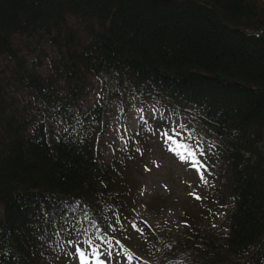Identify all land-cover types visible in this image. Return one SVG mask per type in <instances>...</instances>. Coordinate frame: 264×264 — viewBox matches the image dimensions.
I'll return each mask as SVG.
<instances>
[{
	"label": "trees",
	"instance_id": "trees-1",
	"mask_svg": "<svg viewBox=\"0 0 264 264\" xmlns=\"http://www.w3.org/2000/svg\"><path fill=\"white\" fill-rule=\"evenodd\" d=\"M197 1L212 10L193 0H0V264H70L67 241L87 249L97 236L122 263L264 264V41L232 28L261 30L264 0ZM103 76L178 119L144 121L110 163L106 110L86 103ZM172 128L175 143L160 135ZM156 143L198 144L208 168L206 205L186 211L177 239L134 213L137 173Z\"/></svg>",
	"mask_w": 264,
	"mask_h": 264
},
{
	"label": "rangeland",
	"instance_id": "rangeland-1",
	"mask_svg": "<svg viewBox=\"0 0 264 264\" xmlns=\"http://www.w3.org/2000/svg\"><path fill=\"white\" fill-rule=\"evenodd\" d=\"M18 43L23 46L24 40L20 39ZM125 93L127 92L119 91L113 78L103 76L92 81L86 95L88 106L99 102L106 110L105 134L100 151L108 163L113 161L118 150L144 121L178 120L150 104L141 106L133 96ZM178 151L181 150L169 151L168 146L160 143L153 146L145 165L137 173L139 186L135 188L134 211L137 220L145 221L159 231L168 232L175 239L183 236L191 225L186 211L197 210L206 205V202L197 200L195 196L203 198L209 186L208 173H205V183L195 168L179 158L176 154ZM207 225L212 226L213 223L208 220ZM122 258L121 254L114 257L112 264H129L125 257V262L122 263ZM70 264H79L76 255Z\"/></svg>",
	"mask_w": 264,
	"mask_h": 264
},
{
	"label": "snow or ice",
	"instance_id": "snow-or-ice-1",
	"mask_svg": "<svg viewBox=\"0 0 264 264\" xmlns=\"http://www.w3.org/2000/svg\"><path fill=\"white\" fill-rule=\"evenodd\" d=\"M143 118V117H142ZM147 123V121H145ZM179 128H184L183 125H180ZM75 130V129H73ZM65 132L68 131L67 127L64 129ZM169 131L174 133L176 136L180 135V131L178 128H172L166 131L161 132V137L166 139L168 142L174 141V136L169 134ZM199 147L198 144L192 145V144H177L176 148H169V151H176L177 148L183 149V151H178L176 154L179 156V158L184 161L186 164H190L191 167L195 168L196 171L199 173L200 179L207 183L205 180V173L208 171L207 165L204 164L203 161L199 159V156H203V151H200L197 153L196 149ZM139 151V150H137ZM194 195V193H193ZM197 200L201 199L200 196H195ZM45 216L48 215L47 212L44 213ZM54 215V213H53ZM117 223H119V217H117ZM132 227H136L135 224L132 225ZM140 230V229H138ZM55 236L59 237L60 232L56 231L54 233ZM96 240H99V243L96 242ZM67 243L69 245H75V255L77 256L79 260V264H112L113 261V252H116V256L118 257L120 255V251L116 250L115 246L112 244L111 238H106L104 236H97L96 239H93L91 237L85 239L83 241V244L88 245L87 249H83L81 247V242L79 240H68ZM57 246L62 245V241L57 239L56 240ZM116 244L119 245L120 241L116 240ZM102 246H107L102 247ZM102 256L104 258H102ZM126 260L130 262L133 260V256L128 254L126 255ZM119 264V262H117Z\"/></svg>",
	"mask_w": 264,
	"mask_h": 264
},
{
	"label": "water",
	"instance_id": "water-1",
	"mask_svg": "<svg viewBox=\"0 0 264 264\" xmlns=\"http://www.w3.org/2000/svg\"><path fill=\"white\" fill-rule=\"evenodd\" d=\"M193 1L196 2L199 5L207 8V9L212 10V7H210L209 5H207V4H205V3L201 2V1H197V0H193ZM232 28H235V29H237L239 31H242L246 35H257V36H261L263 38V41H264V26L261 28V30L256 31V32L255 31H247V30H245L242 27H232ZM215 79L218 80V81H220L222 78H221V76L217 75V76H215Z\"/></svg>",
	"mask_w": 264,
	"mask_h": 264
}]
</instances>
